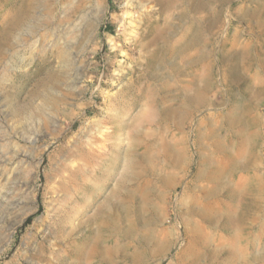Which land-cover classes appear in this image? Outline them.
<instances>
[{"label": "rangeland", "instance_id": "374dc122", "mask_svg": "<svg viewBox=\"0 0 264 264\" xmlns=\"http://www.w3.org/2000/svg\"><path fill=\"white\" fill-rule=\"evenodd\" d=\"M83 1L99 23L61 55L45 33L86 6L65 24L58 0H0V264H74L95 233L107 252L92 264H233L224 177L256 163L264 175V0H185V24L178 0L161 14L150 1L63 0ZM156 20L173 34L162 56ZM79 138L98 163L66 202Z\"/></svg>", "mask_w": 264, "mask_h": 264}, {"label": "bare ground", "instance_id": "6f19581e", "mask_svg": "<svg viewBox=\"0 0 264 264\" xmlns=\"http://www.w3.org/2000/svg\"><path fill=\"white\" fill-rule=\"evenodd\" d=\"M144 1L155 2L157 4V6H159V11L155 12V13L159 12L158 14H161L162 12L168 10L174 4L173 0H143V1L141 0V2H144ZM178 2H180V7L182 10V16L180 19L181 24H185L186 20H187L186 19V12H185L186 1L185 0H178ZM86 4L84 1L76 4V2L69 3V2H63V0H58L57 9H58V12L61 16V18H60L61 22L67 24L66 16L70 15V14H72L74 16L77 13H80V11H82L85 8ZM86 7H87L86 10L85 11L83 10L84 13L87 12L88 5ZM91 8H92V6L89 7V10ZM79 20H80L79 24H76L73 28H63L61 31H51V32L47 31L43 37V40L46 43V47L50 48L52 46H55L58 49L59 54L61 53V55H62V54H67V50L70 49L71 47L73 48L75 46L76 41H77V42H79V44H76V45L77 46L79 45V48L81 49L82 48L81 45H82V43H84L85 39H87V42H89L88 33L91 30L92 26H94L96 22L99 23V21L97 18H95L94 20H96V22L91 23V21H90L91 18L89 17L88 13H85V15L81 16ZM16 23H17V21H16ZM82 25H83V29L81 27ZM153 34H154V37H153L154 39L151 40L150 44L153 43L154 45H159V44L163 43L162 46H158V51H157V55L162 56L163 50L166 47V45L170 44L169 40H170V38H172L173 34L171 32H169L168 29H166V27H164L163 24L160 25V20H156L155 27L153 30ZM166 34L169 36V38L166 36ZM151 61L152 62L149 64V66L151 65L153 69L158 68L157 62L154 61L153 59ZM66 64H67V66H70V63L68 60L66 61ZM152 71H154V70H152ZM146 73L148 74V72H146ZM54 77L55 76L53 75L52 78H54ZM155 77L156 76L151 73V79L155 80ZM132 88H134L138 91V89H137V87H135V85ZM148 99L149 98H147V100ZM51 100H49V101L51 102ZM45 101H46V99H45ZM9 104L12 105L13 108L15 107L14 108V109H16L15 111H17L19 108H20V110H22L19 103L18 104L9 103ZM44 105H45L44 103H43V105H41V109L44 108ZM148 105H149V102H148ZM30 107H32V106H30ZM41 109L39 110L40 112H41ZM34 112H35V110H34ZM148 114H149V112L147 110L142 111V113H140V115L135 119V121L132 124H130L131 128H130V135L129 136H136L137 137L140 135L141 131L139 130L138 124L140 123L141 120H143L145 117H147ZM29 116H31V114H29ZM34 119H35V117H34ZM135 146H137V145L132 144V146L130 147V150L127 152V161L129 163H127L124 167V170L126 172H129L130 169L132 168V166L136 163V161H134V159L131 155L132 149ZM252 149H253V147H252ZM69 152H70V156L72 158H74V159L79 158V159L72 166L67 167L66 171H65L66 175H63L61 177L62 181L60 183V190H62L64 192V195L66 197V199H65L66 202L70 201V199H71L70 195H71L72 191L77 193L75 195L76 197L78 196V194H80V192L83 189L82 184H84L86 182V178H87L88 174L94 170V168L96 167L95 164L98 163L96 161V158L98 155L96 147L95 148L93 146H90V148L86 147V145L83 144V142L81 141L80 138L74 139L72 141ZM108 154H109V150H108V153H106V155H108ZM219 174L220 175H218V176H220V178L223 177V176H221V173H219ZM113 194H115V191L113 192ZM111 205H113V201H112ZM13 208H14V205H13ZM59 212L60 211L57 210L55 212V214L57 215ZM66 214L67 213H65V215ZM207 220H209V222H211V223L218 224L219 221H221L222 219H220V218L217 219L216 216H210V217H208ZM224 220H225L224 224H225L226 229L231 230L234 228L236 222H235L232 214H230L228 216L225 215L223 221ZM196 240H198V242H199L200 238L193 240L194 243L196 242ZM106 252H107V249L105 246V239L99 233H95L92 240H84L83 243L80 244V246H77L75 248V252L73 253V256H74L73 263L74 264H92L93 260H98L100 262H104ZM200 257H201V254H199L197 252L196 254L194 253L193 259L195 261H197V260H200ZM237 258H239V257H237ZM47 261L50 264H53V262H51L49 259ZM187 261H189V260H187ZM191 261H193V260H191Z\"/></svg>", "mask_w": 264, "mask_h": 264}, {"label": "crops", "instance_id": "0c3cea01", "mask_svg": "<svg viewBox=\"0 0 264 264\" xmlns=\"http://www.w3.org/2000/svg\"><path fill=\"white\" fill-rule=\"evenodd\" d=\"M256 169L257 163L253 169H239L223 180L226 203L231 204L236 224L234 230L221 232L228 236L231 250L227 260L233 264L264 259V175ZM210 194L211 200L218 198L217 192ZM210 206L216 207L213 202Z\"/></svg>", "mask_w": 264, "mask_h": 264}]
</instances>
